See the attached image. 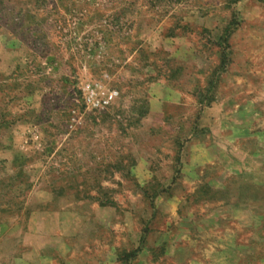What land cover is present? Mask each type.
Returning <instances> with one entry per match:
<instances>
[{"label": "rangeland", "instance_id": "1", "mask_svg": "<svg viewBox=\"0 0 264 264\" xmlns=\"http://www.w3.org/2000/svg\"><path fill=\"white\" fill-rule=\"evenodd\" d=\"M0 264H264V0H0Z\"/></svg>", "mask_w": 264, "mask_h": 264}, {"label": "built area", "instance_id": "2", "mask_svg": "<svg viewBox=\"0 0 264 264\" xmlns=\"http://www.w3.org/2000/svg\"><path fill=\"white\" fill-rule=\"evenodd\" d=\"M96 94L93 90L89 91L85 96V101L92 109H103L109 107L117 98L118 92L112 91L108 93Z\"/></svg>", "mask_w": 264, "mask_h": 264}]
</instances>
